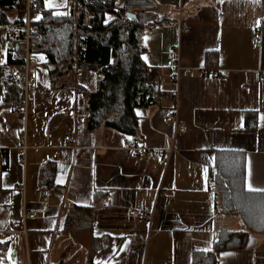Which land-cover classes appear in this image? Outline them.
Returning <instances> with one entry per match:
<instances>
[{
    "label": "crops",
    "instance_id": "obj_1",
    "mask_svg": "<svg viewBox=\"0 0 264 264\" xmlns=\"http://www.w3.org/2000/svg\"><path fill=\"white\" fill-rule=\"evenodd\" d=\"M150 1L149 15L165 19L142 38L146 87L159 103L136 110V137L88 129V95L98 79L86 67L53 83L47 58L29 53L26 93L24 68L8 65L9 27L0 26V253L9 251L13 223L35 213L26 236L16 235L18 264H195L223 233L245 229L219 211L212 175L224 151L245 155L247 190L264 192V30L257 31L264 0ZM45 7L69 11L68 0H46ZM17 15L12 20L31 23V13ZM174 51L182 68L176 79ZM15 70L21 110L3 105ZM175 102L176 122H168ZM130 140L149 152L135 155ZM140 210L151 220L130 217ZM217 258L264 264V233Z\"/></svg>",
    "mask_w": 264,
    "mask_h": 264
},
{
    "label": "trees",
    "instance_id": "obj_2",
    "mask_svg": "<svg viewBox=\"0 0 264 264\" xmlns=\"http://www.w3.org/2000/svg\"><path fill=\"white\" fill-rule=\"evenodd\" d=\"M16 1L20 10L27 11V0H0V26L17 29L16 35L8 34V65L24 68L26 24L11 18L17 10ZM45 1L30 4L31 26L35 30L29 36V53L37 52L47 58L48 66L54 68L53 83L74 68L86 67L96 72L98 88L88 95V129L106 127L136 137V110L159 103L154 97L155 89L146 87L149 70L143 58L146 50L142 38L145 29L161 25L165 19L149 15L153 7L150 0H123L118 8L117 0H68L69 11L65 14L46 8ZM3 105L23 108L24 92L19 80L12 78L7 82ZM46 168L49 171L54 167L49 164ZM53 173L52 170L51 176ZM212 177L221 194L220 213L239 218L245 229L223 233L215 251L197 253L195 264H217L220 251L242 248L249 234L264 233V192L247 190L245 155L234 151L219 153ZM42 182L53 185L46 176Z\"/></svg>",
    "mask_w": 264,
    "mask_h": 264
},
{
    "label": "built area",
    "instance_id": "obj_3",
    "mask_svg": "<svg viewBox=\"0 0 264 264\" xmlns=\"http://www.w3.org/2000/svg\"><path fill=\"white\" fill-rule=\"evenodd\" d=\"M38 0H27V17L29 18L30 15V4L33 2H37ZM15 7L19 8L20 4L18 1L15 2ZM26 27H25V34H26V40H27V46H29V36L31 34V32H33L35 29L31 26V23L29 22V20L27 22H25ZM188 29L186 28L185 31H187ZM264 30V19H262L259 22V27L257 29V31L259 33H261V31ZM18 33L17 29L15 28H9V35H16ZM15 59H17V57H15ZM25 65H24V80H23V85H24V90L27 93L30 90V85L33 84L32 79L29 76V69H28V65H29V48H27V52L25 55ZM172 67L175 70L176 74L173 77L174 79H176L178 77V73L182 70V68L180 67V65L178 64V51H174L172 53ZM12 77L15 79L20 80V75L19 72L17 70L12 72ZM177 103L175 102L173 105V109L171 111V114L169 115V117L167 118L168 122H176L175 119V115L177 112ZM127 146L129 147L130 150H132V152L135 155H142V154H147L149 151L143 148H140L138 146V143L135 140H130L127 143ZM25 149V148H23ZM24 159V157H23ZM0 163H4V159L2 158L1 154H0ZM130 217L137 219V220H148L150 221L152 218V214L148 211V210H140V211H131L130 212ZM35 218V213L34 212H29V213H25L22 217V219L20 221H16L13 223L12 225V232L17 235L20 239L24 238L26 236V221L28 219H32Z\"/></svg>",
    "mask_w": 264,
    "mask_h": 264
},
{
    "label": "rangeland",
    "instance_id": "obj_4",
    "mask_svg": "<svg viewBox=\"0 0 264 264\" xmlns=\"http://www.w3.org/2000/svg\"><path fill=\"white\" fill-rule=\"evenodd\" d=\"M123 2V0H117L116 1V7L118 8V6ZM20 9L17 8V10L13 11V18L17 17V12ZM23 11V10H21ZM27 12V11H26ZM111 17L108 16V19H110ZM27 43V42H26ZM5 241H7V243L10 244L9 247V251L7 253H0V264H18L14 258H13V253L15 252L17 246H19L18 244V237L15 234H9L5 236Z\"/></svg>",
    "mask_w": 264,
    "mask_h": 264
},
{
    "label": "water",
    "instance_id": "obj_5",
    "mask_svg": "<svg viewBox=\"0 0 264 264\" xmlns=\"http://www.w3.org/2000/svg\"><path fill=\"white\" fill-rule=\"evenodd\" d=\"M128 16H132L133 18H135L136 16L135 15H133V14H128Z\"/></svg>",
    "mask_w": 264,
    "mask_h": 264
}]
</instances>
